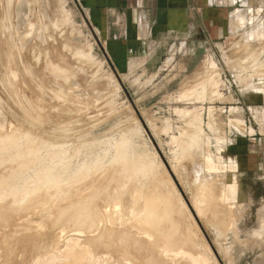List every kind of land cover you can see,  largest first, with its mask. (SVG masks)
<instances>
[{
	"label": "rangeland",
	"instance_id": "1",
	"mask_svg": "<svg viewBox=\"0 0 264 264\" xmlns=\"http://www.w3.org/2000/svg\"><path fill=\"white\" fill-rule=\"evenodd\" d=\"M263 39L264 0H191L189 26L180 34L162 42L141 43L140 52V45L132 42L128 49L132 56L114 62L102 33L89 23L87 12L77 0H0V190L8 196L5 200L0 192L7 202L1 198L0 201L9 203V209L5 204L0 210V238L10 236L16 242L8 240L7 244L4 240L5 245L1 243L3 239L0 241V264H37L38 250L60 249L63 244H77L74 246L83 249L77 264H111L108 255L114 254V244L110 239L104 241L103 232L112 234L116 229L107 223L110 214L98 212L99 207H95L96 213L91 208L76 209L80 215L84 213L82 218L79 214L77 217V211L68 212L71 218H61L56 212L74 199V188L83 187L92 176L112 169L111 163L124 148L130 161L138 165L147 161L144 169L148 168L150 177L155 174L151 179L161 187L155 189L165 193L162 195H166L169 208L178 215L181 230L187 232L192 252L201 254V264H264ZM198 164L200 172L193 169ZM207 164L214 168V174L217 172L216 177L234 185L231 187L236 191L235 199L227 201L234 208L232 227L215 229L198 206L195 188L210 174ZM82 170L86 171V179ZM44 179L48 187L42 185L41 189L54 190L50 197L40 188L43 193L31 187L36 180L43 183ZM55 184L64 192L58 198L66 202H58L57 189H52ZM31 188L33 194L35 191L39 195H31ZM5 189L17 193L12 197ZM24 191L31 195H23L24 199L29 196L25 200L27 210L26 203L16 200L23 199ZM51 196L57 198L59 207L52 204L56 198ZM33 197H39L38 201L46 197L43 202H48L41 205L43 202L39 201L37 205ZM98 199L101 198H96V203L102 201ZM10 202L15 207L11 208ZM3 203L0 202L1 207ZM46 204V209L53 206V210L44 209ZM24 209L33 217L29 212L23 213ZM34 211L42 214L36 217ZM84 211L98 215L94 219ZM52 213L64 219L62 223ZM4 217L10 222L6 223ZM17 223L21 228L31 224L32 230L27 225L29 236L35 233L30 237L36 235L40 242L31 239L27 243L26 227L22 228L27 233L25 237ZM11 225L18 231H10ZM11 232L19 233V237L15 236L18 239ZM51 237L56 243H51ZM91 237L97 240L86 241ZM41 239H45L44 243ZM101 240L106 243L104 247ZM29 244L33 245L31 251ZM92 249L97 255L91 253ZM100 251L104 255L107 252L108 262L106 256L99 258ZM62 252L68 253V249L65 247ZM92 256L97 259L92 260Z\"/></svg>",
	"mask_w": 264,
	"mask_h": 264
},
{
	"label": "bare ground",
	"instance_id": "2",
	"mask_svg": "<svg viewBox=\"0 0 264 264\" xmlns=\"http://www.w3.org/2000/svg\"><path fill=\"white\" fill-rule=\"evenodd\" d=\"M261 30V29H260ZM259 32H262V31H259ZM259 32L257 33L258 35H259ZM261 35H263V34H260V36ZM264 40V39H263ZM257 47V46H256ZM255 47V48H256ZM3 52H5V51H3ZM45 52V51H44ZM6 53V52H5ZM52 53H53V51H52ZM248 53V52H247ZM251 53V52H250ZM249 53V54H250ZM10 54H11V51H10ZM13 60V59H12ZM50 62V61H49ZM52 62V61H51ZM53 63V62H52ZM98 110V109H97ZM98 115V114H97ZM90 121V120H89ZM101 122V121H100ZM74 124V123H73ZM208 126V125H207ZM94 127V126H93ZM12 131V130H11ZM15 131V130H14ZM194 132V131H193ZM10 133H12V132H10ZM54 134V133H53ZM202 134V133H201ZM194 135V134H193ZM8 138V137H7ZM192 138V137H191ZM195 138H196V136H195ZM5 140H6V138H4ZM8 140V139H7ZM192 140V139H191ZM196 140V139H195ZM197 140H198V136H197ZM49 141V140H48ZM222 141V140H221ZM2 142H4V141H2ZM189 142V141H188ZM53 143V142H52ZM118 143V142H117ZM191 143V142H190ZM197 143V142H196ZM56 144H58L57 142H56ZM63 144V143H62ZM127 144V143H126ZM183 145V144H182ZM189 145V144H188ZM194 145H195V143H194ZM193 145V146H194ZM187 146V145H186ZM81 147V146H80ZM122 147V146H121ZM183 147H185V146H183ZM195 147H196V145H195ZM187 148V147H186ZM120 149V148H119ZM123 149V148H122ZM122 149H120V150H122ZM125 149V148H124ZM123 149V150H124ZM182 149H184V148H182ZM181 149V150H182ZM200 149V148H199ZM198 149V150H199ZM118 150V149H117ZM120 151L119 153H118V158H116L115 159V157H117V155L114 157V161L113 162H115V163H111L113 166H112V169L110 168V170L109 169H107L108 171H105V172H101V173H99V174H97L96 176H92V175H90V174H92L93 172H90V170L88 171V172H90V174H88L91 178H90V182H85V184H84V186L82 187V185L81 186H79V187H77L76 189L74 188V190L71 192L72 194V197L74 198L73 200H71V202H68V201H70V199L67 197V199L66 200H68L66 203H65V205H61V207H60V209L58 208L57 210H60L59 212L57 211L55 214L56 215H60V217L61 218H65L64 216L62 217V215H68V216H66V217H69V215H70V218H71V214L69 213L68 214V212H71V211H73V212H76L77 210L76 209H78V211H79V209H80V211L83 209L84 210V208H86V210H89L90 208L92 209V211H94L95 210V207H99L98 208V212H101V210H103L102 211V213L103 212H107L108 213V215L109 216H111V218L108 220V224L111 226V227H113V228H116V229H113L114 231H111V233L113 234L114 233V235H112V234H110L109 232L110 231H107V230H105V231H103L104 233H105V240L104 241H106V240H108V239H110V240H112L113 239V241L111 242L110 240H109V242L111 243V244H114V246L112 247V250H113V252H114V254H112V255H108L109 256V260L111 261L112 260V263H117L118 261H119V264H201V262L203 261L202 260V258H201V254L199 253L198 255H195L194 254V252H192V250H191V244L187 241V232H183L182 230H181V226H180V224H181V222H180V220L177 218L178 217V215H177V217H176V215L174 214V211L172 212L171 211V208H169V207H171L169 204H167V202L165 201V199L167 200V198H165L164 199V196L166 197V195H162V194H165V193H162V194H160L161 192H162V190H160L161 189V187H159V185H158V187L160 188L159 189V191H157V185H156V183H155V181L153 182V180L151 179L152 177H150L151 176V173L149 174V171H148V168H147V170H145L144 169V167L146 168V167H148V163H147V161L146 162H144V163H147V164H144L143 162H141V160H140V162L141 163H139L140 165H138V164H136V162L133 160V161H130L129 159H128V154H126L127 152L124 150V151ZM190 150H193V149H190ZM193 151H195V149L193 150ZM197 151V150H196ZM118 152V151H117ZM26 153V152H25ZM188 153V152H187ZM22 154V153H21ZM101 158V157H100ZM24 159V158H23ZM37 161V160H36ZM101 161V160H100ZM25 162V161H24ZM23 162V163H24ZM209 163H211L210 161H208ZM21 163V162H20ZM22 163V164H23ZM142 163H143V165H142ZM84 164V163H83ZM193 164V163H192ZM97 165V164H96ZM146 165V166H145ZM111 166V165H110ZM27 167H29V166H27ZM95 167V166H94ZM150 168H151V165L149 166ZM192 167H194V165H192ZM207 170H209V172H210V174L209 175H206L205 177H204V179H202V181L200 182V183H198L197 185L198 186H196V188H195V192H196V195H198V197H199V199H198V206H199V208L203 211V214L202 215H204L205 217V219H207V221L208 222H210L211 224L213 223V225H214V227H215V229H224V227L226 228V226H230V227H232L233 226V222H232V218H233V216H234V208H232L231 207V205H230V202H227V201H233V198H234V193H236V191L232 188L234 185L232 184V183H230V182H224V180L225 179H223V177L222 178H220V176L219 177H216V173L214 174L213 172H212V170L214 169H212V168H210L211 167V165H209V164H207ZM82 168V167H81ZM28 169V168H27ZM153 169V168H152ZM195 171H199L200 172V165L198 164V165H195V167L193 168ZM212 169V170H211ZM6 170V169H5ZM41 170V169H40ZM79 170V169H78ZM95 170V169H94ZM25 171V170H24ZM83 171V170H82ZM85 171V170H84ZM83 171V172H84ZM91 171H93V170H91ZM97 172H98V170H96ZM100 171V170H99ZM46 172V171H45ZM80 172V171H79ZM86 172V171H85ZM85 172H84V174H85ZM150 172H152V170L150 171ZM154 172V171H153ZM198 172V173H199ZM35 173V172H34ZM154 173H156V172H154ZM49 175V174H48ZM40 176V175H39ZM44 176H46L45 174H44ZM49 177H51L50 175H49ZM88 177V176H87ZM36 178V177H35ZM34 178V179H35ZM45 178V177H44ZM84 178L86 179V174L84 175ZM154 178V177H153ZM47 181L48 180H51L50 178H45ZM45 179L44 180H42L43 181V183L42 182H40L41 180H39V181H35V183H33L32 185H31V187L33 188V190L34 189H36L37 190V192L41 189V187H42V185H43V187L44 186H46V187H48V185H44V184H47V181H45ZM105 180L106 181V183L104 182V184L102 183V181L103 180ZM158 179V178H157ZM221 179H223V181L221 180ZM82 180V179H81ZM102 180V181H101ZM163 180V179H162ZM227 180V179H226ZM160 181V180H159ZM227 181H229V180H227ZM48 182H50V181H48ZM51 182H55L56 184H57V181L55 180H52ZM50 182V183H51ZM66 182V181H65ZM80 182V181H79ZM167 182V181H166ZM32 183V182H31ZM30 183V184H31ZM161 183V182H160ZM169 183V182H168ZM171 183V182H170ZM203 183H205L204 185H202ZM56 184L55 185H53V187H52V189L54 188V186H55V189H57V187H56ZM59 184V183H58ZM68 184V183H67ZM66 184V185H67ZM158 184V183H157ZM25 185V184H24ZM49 185H52V184H49ZM59 185H62V184H59ZM64 185V184H63ZM105 185H107V187L105 186ZM167 185V184H166ZM169 185V184H168ZM233 185V186H232ZM23 186V185H22ZM58 186V185H57ZM71 186V185H70ZM69 186V187H70ZM103 186H105L106 187V189H104V187ZM232 186V187H231ZM46 187L45 188H43V189H41V190H43L44 191V193L43 192H41V190H40V192L41 193H43V194H45L46 195V190L48 189H46ZM74 187H75V185H74ZM82 187V188H81ZM90 187H92V188H90ZM155 187H157L156 189H155ZM6 188V187H5ZM8 188V187H7ZM32 188H31V190H29V192L31 191H33L32 190ZM40 188V189H39ZM58 188H59V186H58ZM91 190H90V189ZM235 188V187H234ZM27 189H29V188H27ZM44 189H46V190H44ZM60 189H61V187H60ZM237 189V188H236ZM49 192H47V194L48 195H46V197H50V195H52V191H54V190H52L51 191V189L49 188ZM89 190V191H88ZM5 191H6V189H5ZM7 191H8V194L10 193V194H12L11 196L12 197H14L15 195H16V193L17 192H14V191H12L11 192V190L9 191L8 189H7ZM6 191V192H7ZM88 191V192H87ZM0 192H1V190H0ZM26 192H27V190H26ZM56 192V191H55ZM55 192H53V194H55ZM58 192V193H57ZM57 192H56V197L58 198V194L60 195L61 193H62V191L61 190H58L57 189ZM2 193H4V190L1 192V195H3L4 196V194H2ZM22 193V192H21ZM25 193V191L23 192V194L21 195V196H23V195H30V193L29 194H24ZM39 193V192H38ZM38 193H35V191H34V194H37V195H39ZM64 193V192H63ZM63 193H62V195H63ZM66 193V192H65ZM10 194H9V196H10ZM33 194V192H32V194L31 195H34ZM66 194H69V193H66ZM5 195H7L6 193H5ZM30 195V196H31ZM62 195H61V197H62ZM71 195L69 194V197L70 198H72L71 197ZM168 195V194H167ZM3 196L1 197L0 196V198L2 199V201H5V200H7L6 198L8 197V196H4V198H5V200L3 199ZM17 196H19L18 194H17ZM25 196H23V199L21 198V197H19V198H21V199H16L17 200V202L20 200H22L23 202H24V204L26 203L25 202V200L29 197H27L26 199H24V197ZM40 197V196H39ZM39 197H33L34 199H36L37 200V202H35L36 204L40 201H38V199L37 198H39ZM45 197V198H46ZM51 197H53V196H51ZM56 197H53V198H56ZM168 197V196H167ZM10 198V200H12L11 199V197H9ZM16 198V197H15ZM42 198H44V197H42ZM45 198L43 199V200H45ZM52 198V199H53ZM57 198L54 200L53 199V205L55 206L56 205V203H57ZM64 198H66L65 196H64ZM96 198H101V199H98V201L99 200H102L100 203H101V206H99L98 204H100V203H96L97 201H96ZM178 198H180V197H178ZM0 199V200H1ZM34 199H32L33 201H34ZM41 199V198H40ZM49 199V198H48ZM51 199V198H50ZM49 199V200H50ZM51 199V200H52ZM63 198H61V199H59L58 198V202L61 200V201H63L62 200ZM168 199H169V197H168ZM172 199V198H171ZM170 199V200H171ZM235 199V198H234ZM14 201H15V199H13ZM12 200V201H13ZM32 200H29V203H30V201H32ZM35 200V201H36ZM43 200L41 199V201H40V203L41 202H43ZM180 200V199H179ZM2 201H0L1 203H3ZM8 201H9V199H8ZM11 201V202H12ZM13 201V202H14ZM46 201H47V199H46ZM46 201H45V203H46ZM56 201V202H55ZM63 201V202H64ZM168 201V200H167ZM5 202H7V201H5ZM3 203V205H2V207H1V204H0V210L1 211H3L2 209H3V207H6V205H7V203ZM10 202V203H11ZM16 202V201H15ZM23 202H22V204H23ZM28 202V201H27ZM48 202V201H47ZM50 202V201H49ZM44 202L43 203H41V205L42 204H45ZM51 203L49 204V206H51ZM55 203V204H54ZM84 203H88L87 205L86 204H84ZM90 203H91V206H89L90 205ZM181 203V202H180ZM6 204V205H5ZM17 204V203H16ZM18 204H21V203H18ZM21 204V205H22ZM60 204V203H59ZM59 204L58 205H56V208H57V206L59 207ZM61 204H63L62 202H61ZM96 204L98 205V206H96ZM182 204V203H181ZM5 205V206H4ZM8 205H9V203H8ZM8 205H7V207H8ZM14 206L15 207V203H14V205L11 203L10 204V207L12 208V206ZM20 205V206H21ZM26 205H27V203L24 205V207L26 208ZM32 205H34V204H32ZM37 205H39V204H37ZM47 205L48 204H46V206H44L45 208L44 209H46V207H47ZM169 205V206H168ZM30 206V205H29ZM28 206V207H29ZM48 206V207H49ZM18 206H16V208H17ZM33 207H35V205L33 206ZM53 207V206H52ZM52 207H49L48 209H46V210H49V209H51ZM178 207V206H177ZM19 208V207H18ZM17 208V209H18ZM31 208V207H30ZM29 208V209H30ZM36 208H39V207H36ZM54 208V207H53ZM53 208H52V210H53ZM55 208V209H56ZM7 209V208H6ZM8 209H9V207H8ZM28 208H26V210H27ZM54 209V210H55ZM91 209L89 210V211H91ZM97 209V208H96ZM173 209H174V207H173ZM11 210V209H10ZM18 210H21V209H18ZM25 209H24V211H23V213H25V214H29L30 213V211H26ZM31 210V209H30ZM38 210H42V208H39ZM38 210L36 211V212H38ZM29 212V213H26V212ZM32 212H33V210H31ZM78 211H77V215L79 214L78 213ZM17 212V210H15V213ZM31 212V213H32ZM72 212V213H73ZM85 212V214L86 215H90V213L88 212V211H84ZM87 212H88V214H87ZM96 212H97V210H96ZM95 211H94V213H96ZM5 213V212H4ZM10 214L12 213V212H9ZM8 213V214H9ZM22 213V212H21ZM20 213V214H21ZM30 213V214H31ZM40 213V212H39ZM39 213H35V211H34V215L35 214H37V215H35L36 217L37 216H39L38 214ZM54 213V212H53ZM53 213H52V216H54L55 218H57V220L58 221H60V222H58V223H62L61 221L62 220H64V219H61L60 217H56L55 215H53ZM65 213H67V214H65ZM81 213V212H80ZM93 213V212H92ZM91 213V214H92ZM40 214H42V213H40ZM45 214V213H44ZM74 214V213H73ZM76 214V213H75ZM84 213L82 212V214L80 215V218H82V215H83ZM104 214V213H103ZM103 214H100V215H102L103 216ZM1 215V214H0ZM4 215V214H3ZM7 215V214H6ZM16 215V214H15ZM15 215H13V216H15ZM32 215V217H33V214H31ZM30 215V216H31ZM79 215L77 216V217H79ZM85 215V216H86ZM93 215V214H92ZM92 215H90V216H92ZM95 215V214H94ZM97 215H98V213H97ZM97 215L95 216V217H97ZM5 216V215H4ZM22 216V215H21ZM20 216V217H21ZM25 215L23 214V216H22V218L24 217ZM28 216V215H27ZM42 216V215H41ZM45 216V215H44ZM43 216V217H44ZM73 216V215H72ZM84 216V215H83ZM7 217H9V215L7 216ZM16 217V216H15ZM19 217V218H20ZM32 217H31V219H32ZM42 217V218H43ZM47 217V216H46ZM45 217V218H46ZM94 216H92V218H93ZM94 217V219H96ZM108 217V216H107ZM2 218V217H1ZM6 217H4V219H5ZM40 218V217H39ZM39 218H37V219H39ZM50 218V217H49ZM55 218H52L53 219V223H57V222H55L56 220H55ZM69 218V219H70ZM72 218H74V217H72ZM75 218H76V216H75ZM79 218V219H80ZM84 218V217H83ZM87 218V217H86ZM90 217H88L87 219H89ZM91 218V219H92ZM29 219V217H27V219L26 220H28ZM41 219V218H40ZM47 219V218H46ZM52 219L50 218V220L52 221ZM60 219V220H59ZM22 220V219H21ZM24 220V219H23ZM25 220V221H26ZM45 220V219H44ZM44 220H43V222H44ZM68 219H66L65 221H67ZM74 220V219H73ZM76 220H77V218H76ZM93 220V219H92ZM92 220H90V222L92 221ZM98 220V219H97ZM104 220V219H103ZM6 223H9L10 222V220H8L7 218H6ZM18 221V220H17ZM29 221V220H28ZM34 221H35V218H34ZM40 221V220H39ZM42 221V220H41ZM47 221V220H46ZM49 221V220H48ZM51 221H49L50 223H51ZM65 221H64V223H65ZM72 221V220H71ZM70 221V222H71ZM75 221V220H74ZM80 221V220H79ZM82 221H86V219L85 220H83L82 219ZM100 221H102L101 219H100ZM20 222H22V221H20ZM42 222V223H43ZM89 222V224H91V223H93V221L90 223ZM94 222H96V221H94ZM98 222V221H97ZM23 223H25L24 221L21 223V224H23ZM28 223V222H27ZM41 223V222H40ZM53 223H51V224H53ZM67 223V222H66ZM65 223V224H66ZM103 222H101V224H102ZM3 224H4V221H3ZM2 224V225H3ZM13 224V223H12ZM14 224H16L15 222H14ZM68 224V223H67ZM94 224V223H93ZM92 224V225H93ZM96 224V223H95ZM98 224H100V222L98 223ZM108 224H106V226L108 225ZM5 225V224H4ZM19 224L17 223V226H18ZM26 225V226H25ZM22 228L24 229V227H26L25 229H26V231H24V232H28V230H27V225H28V228L29 227H31V224H25ZM30 225V226H29ZM49 225V224H48ZM60 225V224H59ZM59 225H57V226H59ZM63 225V224H62ZM62 225H60V227L62 226ZM88 225V224H87ZM91 225V226H92ZM103 225H104V223H103ZM108 225V226H109ZM15 226V225H14ZM14 226H13V228H14ZM20 226V225H19ZM18 226V227H19ZM33 226V225H32ZM90 226V225H89ZM90 226V227H91ZM96 227H101V225H99V226H97V224L95 225ZM105 226V225H104ZM105 226V227H106ZM11 228H12V225L10 226ZM34 227V226H33ZM50 227V226H49ZM54 227H56V225H53V228ZM86 227V226H85ZM103 227V226H102ZM2 228V226H0V229ZM6 228V227H5ZM5 228H3V229H5ZM10 228V231L11 230H13V231H18V230H16V229H18L16 226H15V228L13 229H11ZM21 228V226L19 227V229H22ZM35 228V227H34ZM33 228V229H34ZM109 228V227H108ZM8 229V231H9V227H7L6 228V230ZM23 229H22V233H24L23 232ZM24 229V230H25ZM41 229H43V228H41ZM48 229H50V228H48ZM51 229H52V226H51ZM55 229V228H54ZM53 229V230H54ZM61 229V228H60ZM89 229V228H88ZM93 229V228H92ZM95 229H97V228H95ZM100 229V228H99ZM103 229V228H102ZM105 229V228H104ZM2 230V229H1ZM31 230H32V227H31ZM30 229H29V231H30V233L32 232L33 233V231L35 230H33V231H31ZM52 230V231H53ZM56 230V229H55ZM58 230V229H57ZM231 230V229H230ZM93 231H94V229H93ZM97 231V230H96ZM99 231V230H98ZM20 232H21V230H20ZM37 232V231H36ZM50 232V231H49ZM2 234L4 233V231L3 232H1ZM10 233V232H9ZM15 233V232H14ZM41 232L39 231V234H40ZM44 232L42 231V233L41 234H43ZM91 233H93V232H91ZM2 234H1V236H2ZM5 234V233H4ZM11 234H13L12 232H11ZM21 234V233H20ZM25 234V233H24ZM23 234V235H24ZM33 234H35V233H33ZM33 234H31L30 236L32 237V235ZM37 235H38V237H39V234L38 233H36ZM45 234V233H44ZM47 234V233H46ZM54 234V233H53ZM56 234V233H55ZM58 234V233H57ZM8 235V234H7ZM16 235H18V237H19V233L17 234L16 233ZM16 235H12V237L14 236H16ZM23 235H20V236H23ZM98 235H100V234H98ZM104 235V234H103ZM5 236H6V234H5ZM27 236V233L25 234V237ZM29 236V232H28V237H30ZM35 236V238L37 237L36 235H34ZM54 236V235H53ZM67 236H69V235H67ZM100 236H102V231H101V235ZM112 236V237H111ZM3 237H4V235H3ZM3 237H1L0 238V241H2V239H3V242H1V243H5V245H6V242H7V244H9V242H8V240L10 241V240H12V239H9L10 238V236L8 237H5V238H3ZM18 237H15V239L17 238L18 239ZM27 237V238H28ZM24 238L25 240H28L29 242H27V241H25V242H27V243H30V240L31 239H35L34 237L33 238ZM42 237V235L40 236V238ZM45 237V236H44ZM89 237V236H88ZM97 237V236H96ZM96 237H94V238H96ZM103 237V236H102ZM22 238V237H21ZM23 238L21 239L22 241H23ZM51 238H53V237H51ZM64 238V237H63ZM83 238H86V237H83ZM92 238V237H91ZM94 238H92V239H89L88 238V240L86 239V241H90V240H94ZM112 238V239H111ZM20 239V238H19ZM38 239V238H37ZM67 239V238H66ZM103 239V238H102ZM6 242H5V241ZM36 240V239H35ZM42 241H43V243H44V241H45V239H41ZM67 240H71V239H67ZM83 240H85V239H83ZM96 240H97V238H96ZM99 240H100V237H99ZM17 241V240H16ZM21 241V242H22ZM40 242L39 240H36V242ZM42 241H41V244H42ZM49 241V240H48ZM48 241H47V243H48ZM51 241V240H50ZM55 241V239L53 238V241L51 242V243H56V242H54ZM102 241V240H101ZM12 242H14V243H16L14 240H12ZM24 242V243H25ZM32 242V241H31ZM35 241H34V243H36ZM37 242V243H38ZM62 243H63V241H61ZM64 242H66L67 243V241H64ZM70 242V241H69ZM68 242V243H69ZM82 242V241H81ZM106 242H108V241H106ZM10 243H11V241H10ZM19 243H20V241H19ZM23 243V242H22ZM27 243L26 244H24V246L26 247V245H27ZM50 243V242H49ZM50 243V244H51ZM61 243V244H62ZM92 243H93V241L91 242V244L90 245H92ZM98 242H96V244H97ZM104 243V244H103ZM13 244V243H12ZM33 244V243H32ZM32 244H29V245H32ZM78 244H79V242H78ZM106 243L105 242H103L102 241V245H103V247H104V245H105ZM109 243H107V245H108ZM116 244H117V247H116ZM4 245V246H5ZM16 245H19L18 243L16 244ZM43 245V244H42ZM52 245V244H51ZM51 245H48V247L49 246H51ZM59 244H57V245H55V246H58ZM64 245V247L63 248H67L68 249V253H64V252H62L63 251V248H61L60 247V249H59V246H58V248L57 247H53L52 249H50L51 247H45V248H48L49 250H47V252H42V251H40V250H38V256L36 257V256H34V257H36V261L38 262L39 261V263H37V264H77L76 263V261H78V256H80V251L81 252H83V249L81 248V250H79V247H75L77 244H74L73 246H69V245H67V246H65V244H63ZM70 245H72V244H70ZM85 245V244H84ZM89 245V246H90ZM99 245H101L100 244V242H99ZM21 246L22 247H24L23 246V244H21ZM35 246H37L36 244H35ZM38 246H40L39 244H38ZM45 246V245H44ZM93 246H94V244H93ZM98 246V245H97ZM109 246V245H108ZM111 246V245H110ZM15 248H16V246H14ZM18 247V246H17ZM30 248L31 247H33V245L32 246H29ZM92 247V246H91ZM90 247V248H91ZM95 247V246H94ZM27 248V247H26ZM26 248H25V250H24V252L26 251ZM41 248H43V247H41ZM93 248V247H92ZM100 248L102 249V247L100 246ZM106 248H107V246H106ZM106 248H104V250L106 249ZM108 248H111V247H108ZM17 249V248H16ZM23 249V248H22ZM22 249H20L21 251H23ZM29 249V248H28ZM34 249H35V247H34ZM37 249H40V248H37ZM85 249V248H84ZM95 249H96V247H95ZM98 249H99V246H98ZM208 249V248H207ZM19 250V249H18ZM31 250H33L32 248L30 249V251ZM91 250V249H90ZM97 250V249H96ZM112 250H111V253H112ZM115 250V251H114ZM117 250V251H116ZM5 252H6V249L4 250ZM36 251V250H35ZM85 251V250H84ZM101 251H103V250H101ZM100 251V252H101ZM105 251H107V250H105ZM109 251V250H108ZM206 251V250H205ZM210 251V250H209ZM88 252V251H87ZM87 252H84V253H87ZM91 252V251H90ZM96 252V251H95ZM93 253V249H92V254H96V253ZM98 252V254H99V250L97 251ZM21 253V252H20ZM80 253V254H79ZM83 253V254H84ZM102 253V252H101ZM109 253H110V251H109ZM121 254V255H123V257H121L120 255H118V254ZM103 254V253H102ZM101 254V256L100 255H98L97 256V258L99 257V258H101L102 256L104 257V256H106L107 257V252H106V255H104L105 254V252H104V254L102 255ZM35 255V254H34ZM87 255V254H86ZM88 255H89V252H88ZM97 255V254H96ZM210 255V254H209ZM82 256V255H81ZM33 257V258H34ZM85 257H87V256H85ZM93 257V256H92ZM95 257V256H94ZM94 257L92 258V260H94ZM102 257V258H103ZM81 258V257H80ZM96 258V257H95ZM96 258V259H97ZM98 258V259H99ZM102 258H101V260H102ZM7 259V258H6ZM83 260H84V257H83ZM86 260V259H85ZM90 260H91V258H90ZM104 260H106V259H104ZM82 261V260H81ZM97 261V260H96ZM3 262V261H2ZM6 262V261H5ZM7 262H8V260H7ZM79 262V261H78ZM84 262H86V261H84ZM100 261H98V262H96L97 264H102V263H99ZM102 262H104V261H102ZM105 262H108V257H107V261H105ZM120 262H123V263H120ZM111 263V264H112ZM80 264V263H79ZM86 264V263H85ZM90 264H92V263H90ZM95 264V263H94ZM105 264V263H104ZM107 264V263H106Z\"/></svg>",
	"mask_w": 264,
	"mask_h": 264
},
{
	"label": "crops",
	"instance_id": "3",
	"mask_svg": "<svg viewBox=\"0 0 264 264\" xmlns=\"http://www.w3.org/2000/svg\"><path fill=\"white\" fill-rule=\"evenodd\" d=\"M89 23L102 33L114 62L132 56L130 43L162 42L190 22L191 0H77Z\"/></svg>",
	"mask_w": 264,
	"mask_h": 264
}]
</instances>
